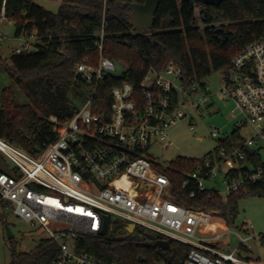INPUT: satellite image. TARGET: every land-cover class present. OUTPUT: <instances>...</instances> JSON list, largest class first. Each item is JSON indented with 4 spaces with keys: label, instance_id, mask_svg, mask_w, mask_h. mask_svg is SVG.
I'll use <instances>...</instances> for the list:
<instances>
[{
    "label": "built area",
    "instance_id": "built-area-1",
    "mask_svg": "<svg viewBox=\"0 0 264 264\" xmlns=\"http://www.w3.org/2000/svg\"><path fill=\"white\" fill-rule=\"evenodd\" d=\"M4 20L2 0L0 22ZM17 37L21 45L13 53L37 49L35 31ZM103 39L101 26L95 42L97 64L88 57L74 63V73L81 74L90 93L71 118L59 122L53 115L48 117L56 131L53 141L33 156L0 137V153L14 166L10 174L0 172V203L29 226L39 227L56 244L59 253L50 264H104L79 249L76 239L110 233L118 223L125 230L131 223L133 231L138 227L160 239L189 245L183 264H247L235 251L254 236L250 225L242 224L243 234L234 231L235 250L221 251L217 243L226 226L211 220L212 210L188 209L177 202L169 176L160 170L166 167L152 160L148 151L151 146L166 149L171 144L167 131L180 119L187 117L193 128L192 112H217L213 94L204 83L185 87L180 68L170 62L161 71H147L139 88L129 81L111 85L108 111L95 113L92 102L97 88L115 70V62L102 55ZM220 83L217 93L233 104V129L240 134L249 128L250 133L240 134L238 144L226 134L222 138L228 143L185 173L182 187H190V196L195 189L220 195L213 186L204 185L219 175L226 197L264 181V36L247 43L233 57ZM210 135L218 137L219 131L213 127ZM224 163L229 166L222 170Z\"/></svg>",
    "mask_w": 264,
    "mask_h": 264
},
{
    "label": "trees",
    "instance_id": "trees-1",
    "mask_svg": "<svg viewBox=\"0 0 264 264\" xmlns=\"http://www.w3.org/2000/svg\"><path fill=\"white\" fill-rule=\"evenodd\" d=\"M2 0H0L1 3ZM144 0H61L56 12L33 0H5L6 19L15 25V36L35 31L37 49L13 53L4 69L25 94L28 102L18 104L11 90H2L0 99V137L37 155L56 138L50 115L63 122L77 111L75 98L82 80L76 78L74 63L88 57L97 64L95 47L103 26L102 55L125 64L119 74H110L97 88L92 110L108 111L111 85L129 81L139 83L149 70L161 71L172 62L181 70L185 87L198 83L212 72L226 73L233 57L249 42L264 36V0H223L218 6L193 0H160L152 27L133 30L129 20L132 4ZM234 144L241 142L238 129H232ZM228 143L218 138L215 149ZM198 159L176 157L170 166L160 168L172 183L175 200L193 210H212L227 224L237 215L238 202L246 195L264 196V181L246 185L226 199L209 189L182 187L186 172L195 169ZM241 231L244 229L238 226ZM124 230L125 233L120 231ZM161 237L138 227L131 233L116 224L110 233L95 238L76 239L78 248L104 264H183L189 245L169 241L167 250L148 245ZM264 246V233L258 234ZM246 246L242 245V250ZM56 244L40 239L29 252L12 253L9 264H50L58 255ZM246 261L255 262L246 257ZM257 263H264L257 259ZM232 264V263H228Z\"/></svg>",
    "mask_w": 264,
    "mask_h": 264
},
{
    "label": "rangeland",
    "instance_id": "rangeland-1",
    "mask_svg": "<svg viewBox=\"0 0 264 264\" xmlns=\"http://www.w3.org/2000/svg\"><path fill=\"white\" fill-rule=\"evenodd\" d=\"M33 3L56 12L61 0H33ZM0 33L3 36L0 40V95L2 90L8 87L16 103H27L28 100L21 88L10 79L4 69V64L10 62L12 50L21 45V40L15 36L14 23L7 19L0 22ZM123 70L124 65L121 62H115V70L113 73L119 75ZM221 75V71H215L202 80L210 90V93L213 94L212 101L218 109L217 112L210 114L204 112L201 115L197 112H192L190 116L195 122L193 128H190L189 119L187 117L180 119L167 131L171 144L166 149H162L161 146H151L148 149L152 160L163 167H169L170 162L175 160L176 157L201 160L215 149L218 138H222L232 131L235 123V119L231 116L233 104L225 101L220 94L217 93L218 89L221 87ZM89 93V85L85 81H82V85L79 86L78 94L74 99L77 107H81L84 104ZM187 110L186 107L183 109V111ZM213 127L219 131L218 137H212L210 135V131ZM249 133V128L240 130L241 135L246 136ZM228 166L229 163H224L221 168L223 170ZM13 169V164L0 153V172L10 174ZM204 185L206 187L213 186L218 190L223 199L226 197V191L220 175L213 181H205ZM211 220L216 223L223 222L227 228L221 240L217 243V247L224 252L235 250L238 245V240L234 231L243 234L244 232L241 231L238 226H241L243 223H248L254 236L246 242V248L235 251V255L244 259L248 257L253 259V261H257V259L262 261L264 246L260 244L258 234L264 233V196L246 195L241 198L238 202L237 215L231 220L232 223L227 224L218 214H213ZM7 229L12 233L11 237L7 236ZM120 232L125 233L124 230ZM46 236L47 234L39 227L29 226L22 218L16 216L10 208H6L3 203H0V264H9L12 260L13 252H29L37 245L40 239ZM256 261H246V263L257 264Z\"/></svg>",
    "mask_w": 264,
    "mask_h": 264
},
{
    "label": "water",
    "instance_id": "water-1",
    "mask_svg": "<svg viewBox=\"0 0 264 264\" xmlns=\"http://www.w3.org/2000/svg\"><path fill=\"white\" fill-rule=\"evenodd\" d=\"M160 0H144L142 3L132 4V9L129 13L128 23L133 30L146 31L152 27L154 14L157 11ZM195 3H203L213 6H218L223 0H193ZM76 78L83 81V77L80 73L75 74ZM249 152H252V148H247ZM134 229L133 224H129L126 228L128 232H132ZM7 236L11 237L12 233L7 229ZM152 247H159L167 250L170 246L169 241L166 239H157L153 243H150Z\"/></svg>",
    "mask_w": 264,
    "mask_h": 264
},
{
    "label": "crops",
    "instance_id": "crops-1",
    "mask_svg": "<svg viewBox=\"0 0 264 264\" xmlns=\"http://www.w3.org/2000/svg\"><path fill=\"white\" fill-rule=\"evenodd\" d=\"M41 6V5H40ZM219 224H221L222 226H225V224L223 223V222H218ZM215 225V224H214ZM214 225H211L212 227L214 226Z\"/></svg>",
    "mask_w": 264,
    "mask_h": 264
}]
</instances>
